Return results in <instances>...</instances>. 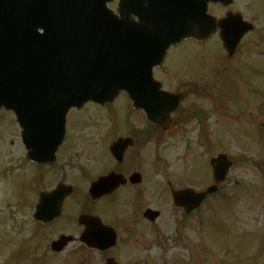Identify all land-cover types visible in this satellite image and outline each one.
Returning <instances> with one entry per match:
<instances>
[{"label":"flooded vegetation","instance_id":"obj_1","mask_svg":"<svg viewBox=\"0 0 264 264\" xmlns=\"http://www.w3.org/2000/svg\"><path fill=\"white\" fill-rule=\"evenodd\" d=\"M261 41L264 42V35ZM233 59H238V52L229 60ZM164 67L158 71H163ZM263 70L261 69L262 76L264 75ZM163 75L167 77L165 72ZM165 84L170 89L182 86L184 90L174 92L185 94L186 99L188 98L194 104L184 105L183 108L175 112L172 115L175 128L164 131L150 125L143 112L134 111L127 94L122 93L115 103L117 112L112 118L119 137H131L138 143L127 149L121 162L116 161L112 154H109L110 164L104 166L101 171L92 173L96 175L94 180L89 177L91 171L88 170V166H79L78 177L74 176L71 166L75 157L72 151L74 141L68 145L71 128L78 130L81 127L85 128L94 123L93 119L88 117L73 121L72 117L78 111L71 110L65 120L66 135L63 145L57 153L56 160L47 163L43 160L50 159L48 150L36 154L41 158L37 160L35 154H29L31 150L28 148L23 133L37 128L36 135L30 141L38 143L41 147L45 146L48 141H56L60 122L59 117L53 113L50 103L41 104L37 124L29 123L28 130L22 129L16 120L10 117V113L0 112L2 135L5 136L12 130L17 141V144H14L9 138V145L0 143V202L5 199L9 208L6 212L0 213L6 217L0 219V228L5 226L4 222L11 223L14 225V230L18 232L13 240L6 237L5 234V236L0 235V264H114L112 261L109 262L110 259H114L118 264H153L150 259L142 263L138 257L133 256V242L137 240L138 233L142 232L140 227L143 225L148 229L150 248H163L165 243L169 242L171 234L170 217L173 214L177 216L178 229L181 228L182 218H185L184 213L174 207L173 185L179 186L188 179L201 184L202 179L200 177L197 179L195 174L186 176L178 169H171L172 162L155 161L154 154L148 152L154 150L157 145L165 148L167 152H171L181 146L182 136L187 131L198 133L203 129L207 130L210 113L202 111V99L213 96L217 101L225 89L231 88V85L219 82H212V85H209V82L187 80L165 81ZM246 84L251 83L246 81ZM163 88L165 89L164 84ZM224 100H228V98ZM252 107L255 109L253 112H251ZM245 113L256 114L260 119L264 118V106L261 103H254ZM216 116L217 108L213 106L212 121ZM215 130L217 132L218 129L215 127ZM155 133L163 134V139H155ZM15 148L19 149L20 158L10 154L11 150ZM137 148L148 153V156H153V160L145 162L140 154H136ZM60 150L61 155H59ZM86 154L89 158L93 157L90 149L86 151ZM155 168L165 171L166 181L164 184L157 182V178L152 174ZM110 173L123 175L127 179L126 184L118 187L109 196L96 202L91 201L89 189L92 182ZM132 174L140 175L139 183L130 182L129 176ZM59 185L72 187L73 193L65 197L60 215L54 218L58 213L59 197L54 199L53 192ZM125 196L131 200L130 206L134 207L136 211V218L133 222H140L139 228H136L135 223L126 224L127 219L124 220L125 222H119L115 218H106L107 222L102 219L103 213L99 211V206ZM42 199H44V203L42 208L38 209ZM148 209L155 211L153 213L156 217L154 220L151 219L152 222H148L144 218ZM85 216L99 217L103 225L112 227L118 233L119 244L125 238L123 241L127 244L125 249L117 252V247L106 252L89 247L83 239L85 228L80 222ZM21 234H23V238H19ZM63 236L69 237L70 243L62 253H54L52 251L53 242Z\"/></svg>","mask_w":264,"mask_h":264},{"label":"water","instance_id":"obj_2","mask_svg":"<svg viewBox=\"0 0 264 264\" xmlns=\"http://www.w3.org/2000/svg\"><path fill=\"white\" fill-rule=\"evenodd\" d=\"M107 1L0 0V55L6 56L11 37L27 51L21 65L11 63L7 72L10 86L3 89H21L26 81L40 90L53 80L65 87L68 83L71 88L72 102L69 101L68 107L81 108L89 100L100 101L101 96L112 101L121 90L141 91L145 82L153 81L152 68L161 62L172 44L188 38L201 41L215 31V20L207 15L208 0L197 11H182L179 0H122V30L113 34L107 23L114 16L106 10ZM134 15L139 23L134 22ZM39 29L48 34L64 32L73 44L64 45L59 38L43 40ZM45 43H50V50ZM105 60L109 69L119 67L121 72L108 75ZM68 69L70 83L65 77ZM5 105L19 114L18 99L12 98ZM125 144H116L112 152L117 154ZM226 162L225 157L213 161L216 175L222 176L217 179L218 183L223 181L229 168ZM119 183L114 179L110 186ZM99 189L100 183L92 189L97 198L103 195Z\"/></svg>","mask_w":264,"mask_h":264},{"label":"rangeland","instance_id":"obj_3","mask_svg":"<svg viewBox=\"0 0 264 264\" xmlns=\"http://www.w3.org/2000/svg\"><path fill=\"white\" fill-rule=\"evenodd\" d=\"M249 1L251 5V9L249 6ZM255 0H243V3L240 5L244 12L246 13V17L248 20L251 18H258V20H254L255 26L258 28L264 27V12L259 9L257 14V6H253ZM119 0H115L113 3L109 5V9L116 13L118 8ZM260 6V5H259ZM260 8V7H258ZM264 8H262L263 10ZM262 30V29H261ZM253 36L249 37L242 48V53L239 54V60L235 62L224 65L226 72H231L232 70H236L240 61V58L244 55L247 56V66L255 61H260L259 59H264L260 57L257 53L254 52L253 49L256 48L254 46V38ZM215 44V45H214ZM202 49L200 57L197 58L196 50ZM182 51V52H181ZM181 52V53H179ZM220 54V44L216 42H210L205 46H195L193 43H185L181 46V48L177 50H172L170 53V60L168 67H172L174 70L179 71L176 72L177 78L176 80H197V77L194 75H201L202 72L210 74L211 76L216 73V61L210 54ZM254 52V53H253ZM179 53V54H177ZM174 55L176 56L174 58ZM174 58V59H173ZM219 58V57H216ZM173 59V60H172ZM205 60V63H202L201 60ZM264 68L263 64L256 65L255 69ZM184 72V73H183ZM159 73V72H158ZM192 73V74H189ZM264 73V70L263 72ZM203 74L205 80H210L209 75ZM158 77L161 78V75L158 74ZM249 78L248 81L251 83L253 87L246 90L238 89L237 92L234 93V103L235 105L242 111L245 110L247 102L257 103L258 101H262L264 103V75H257L254 72H249L247 74ZM158 78V80H159ZM240 78V77H239ZM228 79L233 80L231 77ZM214 80V79H213ZM258 90L262 92L261 94L253 93L252 91ZM189 103V102H188ZM186 103L185 106L188 104ZM208 107V106H207ZM207 107H205L207 109ZM232 109V106H230ZM91 110H84L82 112H77L75 116L73 115V121H76L78 118H95L96 122L100 120L99 124H92V126L87 127L86 129H76L71 128L69 134V142L74 141V146L72 148L75 157L72 162V168L74 171V176L78 177V169L79 166H88V168L93 167L92 172H96L101 169L99 166V157L96 156L94 151L97 148L100 150L107 149V146L111 139L114 137L113 133H110L107 136V128L112 124L111 119H107L106 115L99 114L94 111V108H90ZM241 124L252 125L255 121L254 118H242L238 120ZM220 122H222L220 120ZM224 122H228L227 120ZM234 123V122H233ZM222 123H220L218 131L213 132L211 139L207 142H204L206 138L209 137L208 134H204L203 132H199V136L196 132L190 131L189 134L185 135L186 143L188 147L186 151H184L185 144L177 149L175 152L167 153L164 149H156L151 150L148 153L154 154V160H167L172 162L171 169H178L182 171L186 176L193 174L196 170V166L200 165L197 175L200 178H205L208 181L210 180V170L207 165L208 162L211 161L212 158L215 157V153L226 154L231 160H234L235 167L231 171L230 175V186L225 191L226 194L231 199L233 207V214L231 210L227 209L224 214L226 215L227 222L222 219V215L215 217L211 224L207 227V229L203 233L202 239H200L199 243L196 242V250L191 249L194 244L190 243L192 238L195 239V235L192 231L188 232V237L191 238L190 242H184L180 248L178 249L176 244H170V254L169 256L175 258V256H179L182 264H208L212 257V264H220L223 262H232L233 261V253L238 255L239 263L242 264H264V156L260 153H264V144H262L261 149L260 145H258V135L254 133H247L245 131H235L237 128L236 125L231 126L230 131H221ZM193 127V125H192ZM221 131V132H220ZM263 131V130H262ZM220 132V134H219ZM215 134V137L213 136ZM234 134H242L247 137H236ZM11 138L14 144H17L15 139V133L10 130L7 135L3 136L0 130V143L7 144L8 139ZM252 138V139H251ZM262 141H264V137H261ZM217 141V142H216ZM216 142V144H215ZM248 143L245 145V143ZM215 144L216 150L212 147ZM247 147V148H246ZM90 149L92 158H89L86 154V151ZM12 154L16 158H20V151L18 148L12 149ZM136 154H140L143 160L146 162L147 160H153V156H148V153H144L139 148L135 150ZM60 150V154H61ZM100 159L104 162H109V157L105 152L100 153ZM207 162V163H206ZM29 169V168H27ZM159 174L154 172V176L165 175L164 170L157 171ZM250 186H257L259 189V197L257 199L249 198L248 196H241L238 200H234L237 198L236 194H239L238 187L249 188ZM194 187V186H193ZM204 187V185L202 186ZM201 187V188H202ZM196 189H199V186L195 185ZM253 189V195H255V189ZM125 195V194H124ZM13 202V201H12ZM131 200L127 199V196L124 198H115L113 201H109L101 204L99 207V211L103 213L102 219L107 222L106 218H115L119 222H125L128 225L133 223L136 224V228L140 227V222H133L136 218V211L134 207L130 206ZM9 208L7 207V201L4 199L0 202V213L6 212ZM6 217L0 215V219H5ZM222 220V221H221ZM67 221V220H66ZM235 223V224H233ZM4 227L0 228V235L4 234L6 237H10L12 240L18 234L14 230V225L11 223H5ZM238 226V227H237ZM261 232V233H260ZM245 234H250L247 236H241ZM4 235V236H5ZM20 237H24L23 234L19 235ZM150 238L148 233H143L141 237L137 241V245L141 246L139 249L138 255L142 258L141 262H147L146 256H152V262L160 261V255L162 252L159 250L155 251L150 248ZM188 246V247H187ZM155 247V246H153ZM186 248V249H185ZM146 252L142 254V251ZM230 252V253H229ZM246 254V257H245ZM63 257V256H62ZM238 262V260H236ZM238 263V264H239ZM155 264V263H153Z\"/></svg>","mask_w":264,"mask_h":264},{"label":"bare ground","instance_id":"obj_4","mask_svg":"<svg viewBox=\"0 0 264 264\" xmlns=\"http://www.w3.org/2000/svg\"><path fill=\"white\" fill-rule=\"evenodd\" d=\"M62 29V28H60ZM59 33V32H58ZM61 34L66 37L67 35L64 33V32H61ZM11 37V35L9 36V38ZM49 39L51 40H55L57 39L54 35H50L48 37ZM1 44V42H0ZM8 45H9V49L7 51H5V54L6 56L3 54V55H0V61L1 62H4L6 63V61L8 62H11L13 64H18V65H21L23 63V61L26 59L27 57V51L26 50H23L20 48V46L22 45L21 42H19V44L15 43L13 41V38L11 37L9 42H8ZM11 48H14V49H11ZM2 50V49H0ZM34 60H37V59H34ZM105 67H106V73L108 75H110L111 73H118V72H121V68H113V69H109L107 66H108V62L105 60ZM60 71H62V69L60 68ZM6 70L4 69H1L0 70V74L2 75L3 73H5ZM103 72H105L103 70ZM65 77L70 79L69 75L65 74ZM109 77V76H108ZM62 83V82H61ZM63 84V83H62ZM60 110V107L59 108H56L55 109V112H59Z\"/></svg>","mask_w":264,"mask_h":264}]
</instances>
